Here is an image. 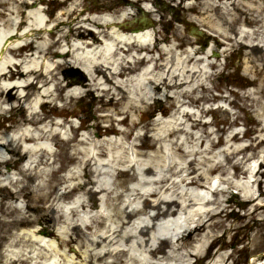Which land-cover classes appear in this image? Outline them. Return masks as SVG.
Here are the masks:
<instances>
[{"label": "bare ground", "instance_id": "obj_1", "mask_svg": "<svg viewBox=\"0 0 264 264\" xmlns=\"http://www.w3.org/2000/svg\"><path fill=\"white\" fill-rule=\"evenodd\" d=\"M11 1L16 2H0ZM31 1L33 5L29 7L27 14L29 19L31 18L27 22L29 33L25 32L21 36V33L17 32L6 36L10 37V41L22 40L16 46H6L10 56L7 59L8 64L4 67L7 70L0 72V80H10L14 83L1 85L0 108L3 103L10 101L12 88H30L35 85L34 80L19 83L20 79L32 74L39 80L43 79L41 88L44 87L47 97H53L54 92L46 87L55 77L51 76V80L46 78L42 68L46 67L47 72L52 74L54 65L51 62L54 57L60 55L58 58L63 59L70 54L85 70L91 79V85L100 88L108 84L102 89L103 94L111 96L110 102L119 113L122 111L128 114L129 111L137 110L140 103L152 98V94L159 92L162 87L167 91L173 90L172 95L176 96L177 100L174 99L172 103L175 106L171 115L173 117L168 118L169 120L164 118L168 112L166 109H169L165 107L163 115L154 123L161 125L156 136L161 144L153 152L155 142L152 140L147 145L140 143L141 135L133 141L128 140L133 130H118L111 125L103 132L101 139H97L88 131L73 147L70 142L76 135L63 137L60 134L67 119L58 121L55 118L38 117V112L35 111L30 116L23 114L21 117H15L16 134L4 133L0 138V148L10 152V155L5 157L0 149V241L9 238V245L17 247L18 251L12 254L0 251V258H6L2 264H47L53 258H57L53 264H229L231 255L222 251L227 249L226 244L218 246L215 254L211 252L215 239L208 248L206 247L209 238H214L218 230L224 227V221L215 218L229 206L224 204L227 200L219 199L217 195L224 194L231 186H237L246 199L259 197L254 195V183H261L264 178V120L259 119L261 129L255 137L253 136L251 142L239 144L238 141L245 137V134L240 136V132L232 129V126L224 128L225 134L222 136L217 131L208 129V121L201 119L208 109L203 107L198 117L195 112L188 110L191 105L195 106L201 99H206L203 92L209 90L204 85L207 71L213 64L211 54L207 52L199 58L198 53L203 51V47L199 45L200 38L196 41L189 39V42L182 44L190 43L195 47L190 50L183 49L177 54L175 49L182 44L170 48L163 46L160 53L163 61H159V58L152 54L156 47H152L153 31H156V28L152 26V19H147L148 11L141 8L145 22L128 21L134 6L138 7L139 2H143L149 7L152 0H124L125 3L120 5L117 4L118 0H110L108 6L93 8L86 7L83 0H63L64 7L56 16L51 14L50 8L43 6L45 0ZM209 1L225 12L220 23L208 20L210 15L203 18L204 24L218 36L214 43H210V49L217 48L221 43L225 44L222 53L239 42L264 46V5H260L258 0ZM21 3L24 7L28 5V0H22ZM229 6H234L236 13H229ZM82 7H86L88 11L80 16L78 11ZM14 12L12 10L11 15ZM74 14L76 16L72 18ZM23 23H26V19H22L18 28ZM52 23V32L43 35L41 29ZM86 23L96 25V31L102 34V37L89 28L84 30ZM4 25L11 31L14 28L12 18H8ZM203 34L206 36L205 32ZM30 35L34 39L28 40ZM245 57V63H253L252 67L255 69L248 66L249 73L255 76L263 72V69L258 70V59L247 54ZM262 57L264 60V56ZM60 60H57L58 65L61 64ZM165 65L169 69L158 72ZM11 66H15L16 70ZM171 68L174 70L171 71ZM106 69L110 70L113 77L120 79L113 82ZM57 83V88L61 91L59 96L62 91H68L65 93L67 97L81 93L82 86L86 84L82 78H73L65 85L61 84V80ZM259 83L257 78L246 77L242 85ZM200 86L206 88L201 94L198 90ZM4 90L8 95L4 94ZM38 90L37 87L36 91ZM255 91L235 93L245 100L251 98ZM33 94L28 91L26 96L31 97ZM116 94H119V97L114 102ZM220 98L227 97L222 95ZM118 105L122 107L118 109ZM105 106L104 103L100 109L106 110ZM105 116L111 117L109 112ZM127 120L128 115L122 117L120 123ZM230 125H233V122ZM55 126H58V129ZM138 126L139 122H133L131 127ZM72 129L73 133H76L77 129L71 125ZM215 138H218V141ZM54 141L62 149L58 153H63V159L75 164V167L69 168L67 175L62 178L57 175V170L52 169L51 176L45 181L42 177L47 172L38 171L37 168L55 163L57 153L51 144ZM28 142L34 145L25 147L22 152L20 147ZM219 144L224 146L218 148ZM127 147L137 158L129 156ZM165 149L170 153L165 152ZM174 155L183 157L181 160L186 158L187 165L179 166L181 162L176 160ZM199 155L201 160L198 159ZM188 156L191 158L187 159ZM27 157V164L17 172L4 168L5 165L15 167L20 159L26 160ZM196 159L199 168L192 170L190 164ZM248 161L253 163L247 164ZM76 166L81 169H76ZM196 170H199L198 173H195ZM132 171L133 174L130 175ZM18 173L23 174L26 181L15 177ZM240 174L242 179H238ZM129 175L130 177L126 178ZM38 177L40 181L37 192L42 193L39 199L59 208V222L64 231L56 233L45 225L36 224L38 218L17 205L18 199L26 189L27 197L32 199L30 194L36 189L33 188L32 181ZM76 181L77 183H74ZM8 182L18 189L15 192L10 190ZM223 183H228L229 186L221 188ZM96 190L106 195L102 209L90 198ZM259 202L254 209L248 211L249 217H255L258 211L260 214L264 213V209L260 210L264 204L261 200ZM157 219L161 221L155 223ZM29 223L36 225L28 230L24 225ZM185 233V242H180ZM177 235L180 236L175 239ZM258 235L259 232L253 241L259 238ZM45 237H55L57 243L45 240ZM73 242H84V250L75 249ZM32 251L35 252L34 255H31ZM73 254L77 260L73 259ZM208 256L212 257L206 260ZM254 263L255 260L251 259L248 264Z\"/></svg>", "mask_w": 264, "mask_h": 264}, {"label": "rangeland", "instance_id": "obj_2", "mask_svg": "<svg viewBox=\"0 0 264 264\" xmlns=\"http://www.w3.org/2000/svg\"><path fill=\"white\" fill-rule=\"evenodd\" d=\"M3 1V0H0ZM15 3H1L0 2V31L2 35L0 36V72L4 71V67L8 64L7 59H9L8 56L10 54L7 52V47L10 46H16L22 39L18 40H12L10 41V37L6 38L7 35H13L18 33L24 34L25 32L29 33V28L27 26V22H29V17L27 14H29L28 8L33 5V3L28 0V5L22 6V0H15ZM63 0H45V6H48L51 10V14L53 16H56L60 14L61 8L64 7L62 4ZM163 3H167L169 6L163 9V3L161 2L160 7L156 8L158 9L157 12H153L149 14L152 18L157 17L160 19H157V21L153 24V26L156 28L158 34L156 35V38L158 37L159 43L158 48L154 53L155 56L159 57L160 53L162 52L161 48L164 46L165 48H170L178 44H182L183 42H189V39H194L195 41L198 39L196 38V35L192 34L193 26L192 24L198 25L200 28L206 27V33H216L214 30H211L208 26L204 24L203 18L210 15V19L208 20H214L217 22H221L224 15V10L215 6L211 2H205L200 3L202 7H196V10H190L191 6L189 1L185 2V0H161ZM102 2H108L106 4H109V0H102ZM127 2V1H126ZM153 2H157V0H153ZM214 2V1H213ZM259 4L264 5L263 0H258ZM84 5L91 7L92 5L89 4L88 0H83ZM124 1H118V4H124ZM72 4V2H70ZM187 7L190 8V11H187ZM17 9H19V12H17ZM15 11L14 14L11 15V11ZM87 10L86 7H82L81 10L78 12L80 13V16L85 13ZM229 13H236L234 6H229L228 10ZM134 15H130V19H134L135 17L139 16V12L136 7H133ZM183 15L186 16V19L190 21V24H184L182 22L181 17ZM76 14L72 15V18H74ZM199 17V18H197ZM12 18V21L14 23V28L10 31L8 30V26L4 25V22L8 19ZM71 18V19H72ZM22 19H26V23H23L20 28H18V24L22 21ZM66 19V18H64ZM202 20V21H200ZM85 26L96 28V25L86 23ZM18 28V29H17ZM54 29V23L47 25L43 29H41V33L43 35H47L48 33L52 32ZM86 28L84 27V30ZM40 30V29H39ZM16 36V35H14ZM57 36V35H56ZM201 39L200 46L203 47V51L198 53V57L202 58L203 55H205L207 52L211 54V62L217 60V63L213 66L209 67V71H207L206 79V85H204L208 91H205L206 88L203 86L199 87V93L202 91L203 95H206V99H201L199 103H195L194 105H191L188 110H190L191 113H196V116L198 117L201 115V110L204 107L205 109H208L209 107H215V109L209 110L208 112L203 113L202 120L203 121H209V130H215L217 131L221 136L225 134L224 128H227L228 126H232L236 131L240 132V136L245 134V137H243L241 140L238 141L239 144L249 143L250 139L252 141L253 136L259 132V129H261L260 123H258L259 119L262 121L264 120V60L262 59L264 56V48L261 47H250L246 45L245 43L239 42L236 43L234 47L227 50V52L222 53L221 49L224 48L223 43L218 45L217 48H209L210 42L214 43L210 38H205L204 36H198ZM28 40L34 39V37L28 36ZM7 40L9 43L7 44ZM223 44V45H222ZM8 45V46H7ZM7 46V47H6ZM195 47L194 44L185 43L180 45L178 48L175 49V52L179 54L181 50L183 49H192ZM3 50V51H2ZM239 52H244L243 54H239ZM216 53V54H215ZM225 54V56H224ZM245 54L249 55L251 58L258 59V70L260 71L263 69V72H260L258 75L253 76L252 73H249V70L247 67L249 66L250 69H254L253 63H245L246 57L244 58ZM60 55H57V57H54V60L51 62L52 65H54V71L51 74V72H47L46 67L42 68V73L46 78H49L50 80L52 77L54 78V81H51L49 85L46 87L47 89H51L52 92H54L53 97H47L45 95V89L42 86L43 79L40 80L38 78H35L36 75L32 74L29 77H26L25 79H20L19 83H27L29 81L34 80V86L30 88H26L25 86L22 87H14L10 90V101L7 103L2 104V108H0V121L7 120L8 122L4 123L3 126L0 129V138L4 136V133L7 135L13 134L15 135V131L17 130L16 125L14 123L15 117H21L23 114L26 116H30L33 111L38 112L37 116H43L47 117V119L55 118L58 121H61L63 119H67V122L64 127L61 128V136H71L73 134L77 135L76 139H73L70 144L75 147V143L77 142V139H80L84 133L87 134V131H91L93 136H96L97 139H101V136L103 135V132H105V129H107L108 125H111L116 127L118 130H133V134L130 138H128L129 141H133L137 136L141 135L140 143L147 145L150 140L152 142H155V145L152 147V152L159 147L161 144L159 141H157V135H158V128L161 127V125L154 124L156 119L162 115L161 110H163L165 107L169 108L166 109L168 112L165 113V115L171 114L174 111V105L172 103L174 102V99H176V96L172 95L174 94L173 90H166L164 87L157 92L156 94H152V98L145 99L144 103H140L139 107L135 111H129L127 113H123L122 111L119 113L113 107L112 103L110 102V95L109 94H103V90L105 86L108 84L100 86H94L91 85V79L79 66L73 57L70 55H66L63 59L58 58ZM45 59V58H43ZM47 59V58H46ZM62 59V60H60ZM163 58H159V61H161ZM13 60V59H11ZM16 60V59H15ZM41 60V59H40ZM57 60L61 61V64L58 65ZM47 61V60H46ZM163 61V60H162ZM58 66V67H56ZM169 69L166 65L162 67V69L158 70V72H164ZM174 70L171 68V71ZM170 71V73H171ZM107 75L112 79L113 82L117 81L120 78L113 77L110 73V70L106 69ZM56 75V76H54ZM52 76V77H51ZM246 77H252L257 78L260 82L258 84L253 85H245L242 84L245 83ZM73 78H82L86 84L82 86L81 93L74 94L72 97L65 96L68 91H62V95L59 96V93L61 92L60 89L57 87L59 86L58 80H61V84L65 85L67 81L73 79ZM14 81L10 80H0V90L1 85L5 84H12ZM197 84V83H195ZM39 88L38 91H36V88ZM252 90L255 91L254 95L251 98L242 100L237 96L235 92H239L240 94L246 92V91ZM28 91H32L34 93L31 97L26 96V93ZM198 93V92H196ZM195 93V94H196ZM225 94L229 96L227 98V101L225 100H217L215 99L217 94ZM4 94L8 95L6 90H4ZM201 94V93H200ZM43 95V96H42ZM194 96V95H193ZM119 94H116L114 97V102L118 100ZM232 100V101H231ZM106 104V110H101L102 106ZM172 105V106H171ZM253 105V106H252ZM122 106L118 105V109ZM110 113L111 117H106V113ZM128 115V120L124 123H120V119L122 117H125ZM164 115V116H165ZM172 115V114H171ZM171 115L165 116V119L172 118ZM75 116V117H74ZM79 119L83 121V129H78L76 133H73V130H71L70 126L72 123H75L76 125L79 123ZM169 120V119H168ZM210 120H212L210 122ZM152 122V124H148V122ZM133 122H139V126L137 128H132ZM233 122V125H230ZM264 122V121H263ZM41 126V124H38ZM29 127L33 125H28ZM56 129H58V126H55ZM6 130V131H5ZM146 132V133H145ZM121 136V135H120ZM252 136V138H250ZM119 137V136H118ZM103 138V137H102ZM52 144V149L56 151L57 155L55 156V163L47 165V166H40L38 167V171L44 170L47 172L42 179L47 180L51 175L50 171L52 169L57 170V175L62 178L67 172L69 168L75 167V164L70 163L63 159L64 154L58 153L61 152V147L54 141ZM163 144H166V142H163ZM33 146L34 144H27L23 143V146L20 147L21 151L24 152L25 146ZM189 145H193V143H189ZM222 144H219L220 146ZM217 146V147H218ZM129 150V156L137 158L136 155L131 154V149L127 147ZM219 148V147H218ZM221 148V147H220ZM3 154L5 157L10 155L9 150L2 149ZM167 153H170L168 149L164 150ZM161 153V151H159ZM165 156H168V154H164ZM171 155V154H170ZM30 156V155H29ZM28 156V157H29ZM175 156V155H174ZM17 158V156H14ZM27 159H20L18 163L15 165V167H12L11 165H5L4 168H11L14 170V172H17L20 167L27 164ZM176 157V160L181 162L179 166H185L187 165L186 158L185 160H181L183 157ZM193 157V156H192ZM173 154L172 158L173 159ZM191 158V156H188L187 159ZM223 158V157H222ZM161 159V158H159ZM198 159L201 160V155L198 156ZM25 160V161H24ZM253 161H248L247 164H251ZM246 164V165H247ZM191 169L199 168V162L198 160H193L190 164ZM263 171H264V166ZM95 168V167H94ZM107 168V167H106ZM76 169L80 170V167L76 166ZM199 170H196L195 173H198ZM35 173V171H33ZM241 173V171L239 172ZM133 174V171L130 172V175ZM117 176V172L115 173ZM130 175L126 178H129ZM95 176V175H94ZM92 176V177H94ZM238 179H242V175ZM16 177L23 178V174L18 173ZM118 178H121V176H118ZM26 181V179H25ZM39 177L35 178L32 183L34 184L33 188L35 187V191L30 194L32 199L30 200L27 197L28 190L22 192L23 195L20 196V198L17 201L18 207H20L23 211H27L32 216L38 218V222L36 224L39 225H45L50 230L59 233L61 231H64V228H61V224L59 222V208L52 207L49 205V203L45 202L43 203L39 199V195L42 193L37 192V185L39 184ZM79 181V180H77ZM74 182V183H77ZM7 182V181H6ZM129 182V181H128ZM126 182V184H128ZM9 183V182H8ZM8 187L13 192L18 189V187L13 186L12 184H8ZM229 186L228 183H223L221 185V188H227ZM125 187H120V189H124ZM254 195L259 196L255 199H245L242 191L238 187L231 186L227 192L224 194H218L217 197L222 200H227L224 202V204H227V208L221 213L220 216L216 217L220 218V220L224 221V227L220 228L218 230V233L215 235V243L216 246L220 244H226L227 249L222 250L226 252L227 254L231 255L228 259L229 264H246L248 259L253 256L257 255L255 257V263L257 264H264V213L260 214L259 211L256 213L255 217H249L248 211L254 209L255 205L261 200V202L264 204V178L261 183L255 182L254 183ZM43 191V190H42ZM1 196V195H0ZM89 197V195H87ZM104 192L97 191L95 192L94 196H90L98 205L99 209H102V205L104 203L103 198H105ZM154 198V197H153ZM260 203V202H259ZM261 203V204H262ZM58 206V205H57ZM219 209V208H218ZM264 209L261 208L260 210ZM108 211V209H106ZM1 216V212H0ZM161 219H157L155 221L159 222ZM33 224V223H32ZM24 225L25 228L28 230L33 229L32 227L36 224L32 225ZM206 231V230H205ZM259 232V235L255 241H253V238H255L256 233ZM63 237H66V235H62ZM187 235L184 234V237L180 238V242H185V238ZM45 240H53L54 244L57 243V239L55 237H45ZM212 240V237L209 238L208 243L206 245H209L210 241ZM225 240V242H223ZM86 241V240H85ZM84 241V242H85ZM258 241V243H256ZM80 242H73L72 245L75 249H82L84 250L83 243ZM11 241H9V238L0 241V251H4L6 253L12 254V252H17L18 249L15 246H10ZM85 244V243H84ZM259 247H256V246ZM167 246V245H166ZM168 247V246H167ZM256 248V249H255ZM8 249V250H7ZM70 253H73L72 250H69ZM35 252L32 251L31 255H34ZM74 255V254H73ZM76 255H74L73 259H75ZM80 258L78 257V260ZM108 259L109 256H108ZM57 260L53 258V260H50L47 262V264H53ZM77 260V259H75ZM3 261H6L5 256L0 258V264L3 263ZM46 260H44L45 262ZM254 263V264H255ZM27 264H32V262H29Z\"/></svg>", "mask_w": 264, "mask_h": 264}]
</instances>
